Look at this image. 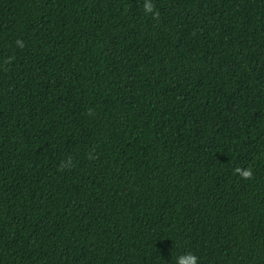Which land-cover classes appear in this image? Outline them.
<instances>
[{
  "label": "trees",
  "instance_id": "16d2710c",
  "mask_svg": "<svg viewBox=\"0 0 264 264\" xmlns=\"http://www.w3.org/2000/svg\"><path fill=\"white\" fill-rule=\"evenodd\" d=\"M189 252L264 264V0H0V264Z\"/></svg>",
  "mask_w": 264,
  "mask_h": 264
},
{
  "label": "clouds",
  "instance_id": "9594fccd",
  "mask_svg": "<svg viewBox=\"0 0 264 264\" xmlns=\"http://www.w3.org/2000/svg\"><path fill=\"white\" fill-rule=\"evenodd\" d=\"M144 8H145L146 12L152 13L153 16L158 15L157 12L153 11V7H152V5L150 3H146ZM17 44L22 46L20 41H17ZM243 175L245 177H250L251 176L250 170L249 171H244ZM177 264H198L197 257L194 254L190 253V252L186 253V254L178 257Z\"/></svg>",
  "mask_w": 264,
  "mask_h": 264
}]
</instances>
